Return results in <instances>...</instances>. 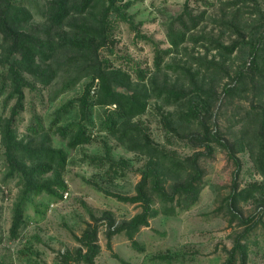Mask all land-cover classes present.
<instances>
[{
  "label": "rangeland",
  "instance_id": "1",
  "mask_svg": "<svg viewBox=\"0 0 264 264\" xmlns=\"http://www.w3.org/2000/svg\"><path fill=\"white\" fill-rule=\"evenodd\" d=\"M52 1L0 0V10L9 3L10 8L26 9L32 18L21 29L57 43L61 29L51 28L48 19ZM126 1L131 3L129 8H121L113 15V44L97 53L71 48L58 51L49 60L57 73L49 85L25 75L26 105L16 122L18 139L24 140L32 150L47 145L67 152L64 169L55 165L37 178L40 182L54 183L60 177L67 189H58V196L47 192L32 195L25 211L26 225L15 239L10 228L22 185L19 178L8 175L2 143L4 120L15 103L5 61L12 42L0 33V75L3 76L0 82V264H66L64 256L77 254L81 248L79 238L90 224L99 227L101 252L97 264H224L235 242L249 227L253 230L247 238H242L249 248L248 264H264V226L258 223L264 222V193H257L247 202L240 201L237 209L231 207L230 199L236 186L238 191L244 190L262 182V178L248 151L238 153L242 171L236 177L234 163L217 143H211L213 156L201 160L206 169L205 188L196 205L175 216L159 214L151 219L150 226L135 235L142 249L135 248L123 232L112 236V249L108 248L109 231L117 230L142 210L139 205L122 202L109 194H136V185L149 159L140 147L145 143L144 134L149 136L153 148L185 159L205 151L194 140L202 137L201 124L183 117L190 105L188 99L204 101L211 110L212 116L208 117L211 130L231 142L244 135L248 137L252 131H248L251 113L264 106L260 102L264 93L263 65L256 70L250 66L254 47L259 50L260 63L264 62V0H191L192 15L200 16V23L187 33L178 48L172 47L169 33L180 30L177 18L183 13L186 0ZM102 4L99 2L88 14L92 22L98 18ZM221 44L238 47L229 54L220 48ZM165 50L172 51L165 55L158 70L155 57ZM103 64L130 72L135 82L148 90L151 99L147 112L121 123L117 135H113L103 123L111 108L93 106L89 125L93 141L70 149L68 139L58 129L79 122V104L76 102L67 111L62 108L83 95L93 79L88 74ZM124 66L146 71L145 83L138 82L137 75ZM79 76L81 80L72 89L60 93L69 81ZM96 88L94 96L97 81ZM226 88L232 92H226ZM134 89L141 90L138 86ZM117 90L127 92L119 87ZM169 91H184L187 97L171 103L174 100L167 101ZM246 129L248 134L244 132ZM35 130H39L38 134ZM23 160L30 166L43 161L28 155ZM180 181L171 175L167 187ZM66 192L69 197L64 200L60 196ZM159 207L156 203L155 208ZM236 264H241L239 254Z\"/></svg>",
  "mask_w": 264,
  "mask_h": 264
},
{
  "label": "trees",
  "instance_id": "2",
  "mask_svg": "<svg viewBox=\"0 0 264 264\" xmlns=\"http://www.w3.org/2000/svg\"><path fill=\"white\" fill-rule=\"evenodd\" d=\"M102 1V7L98 18L92 22L88 14L97 8ZM190 1L186 0L183 13L177 18L180 24V30L173 29L169 33V40L173 48H178L186 39L187 33L198 27L200 16L192 15ZM130 2L126 0H53L50 3L49 22L51 28L61 29L58 34V42L54 40H44L34 33H27L21 29L24 23L31 20L32 15L26 9L18 6L10 8V3L0 10V33L8 42H12L11 51L7 62L9 78L12 84L11 96L15 100L11 108V113L4 120L2 129V143L5 148V158L9 168L10 177L19 178L22 185L21 194L14 206L13 220L10 228L12 238H18L21 230L26 225L25 211L32 195H41L44 192L58 196V189L66 190L65 184L60 181V177L55 178L54 183L40 182L39 176L48 173L56 165L59 169H64L67 163V152L64 149H56L52 146L44 145L40 150H32L29 144L24 140L18 139L16 122L20 114L25 110L26 95L25 75L29 74L43 85H49L56 78V71L49 63V60L58 51L69 48L80 50L87 53H97L100 49L109 44H113L115 22L113 15L121 8L127 9ZM119 15V14H118ZM124 17V16H123ZM68 28V30L66 29ZM238 45L225 46L220 48L227 50L229 54L235 52ZM172 50L158 52L155 57V66L158 70L162 68L165 55ZM16 55V58L12 59ZM264 61V59H263ZM263 65L259 61V50L254 47V57L250 62L251 69H258ZM137 75V81L144 84L147 80V73L140 68L133 66H124ZM92 82L85 87L83 95L78 100H71L65 104L62 110H68L76 102L79 104L80 120L77 124L69 128H59L58 133L68 139V147L76 149L81 145L90 144L93 141L89 125L91 110L93 106H103L111 108L109 114L104 120V125L108 131L117 135L120 126L137 117L145 115L148 109L151 94L146 88L135 82L132 74L122 68H109L106 64L95 66L92 72ZM192 80L197 81L191 76ZM3 76L0 75V82ZM81 77L69 81L60 91L64 93L72 89ZM98 90L94 96L96 88ZM198 83V82H197ZM196 83V84H197ZM138 86L141 90H136ZM117 87L127 92L117 90ZM226 92H232L231 88H226ZM167 92V91H165ZM167 101L177 103L187 97L184 91L172 93L169 91ZM260 102L264 103V93L260 97ZM190 104L183 117L189 121L197 120L201 124L203 131L202 137L194 138L204 146V152H196L193 156L180 159L172 157L165 152L153 148L149 136L144 134L145 143L140 146L142 151L149 156L145 170L142 173L140 182L136 185V194L133 196H123L119 194H109L118 200L132 205H139L141 212L134 216L130 221L124 222L115 231L108 233V248L111 250V239L113 235L125 233L135 248L142 249L135 239V235L144 227L150 226V220L156 218L159 214L175 216L182 211L190 210L196 205L205 188L206 169L201 164L202 158L211 157L214 154L211 143H217L223 147L228 158L235 165V175L238 177L242 171V165L239 152L248 151L254 162L257 173L261 176L262 182L251 184L244 190H239L236 186L231 199V207L237 209L240 201L247 202L254 198L257 193H264V106L251 113L248 131V137L242 136L233 142L226 140L223 135L211 130L208 117H211V110L208 109L204 101L188 99ZM122 123V124H121ZM39 130H35L38 134ZM127 134L123 136L126 138ZM28 155L32 159H41L40 164L29 165L23 159ZM47 160V161H46ZM45 161V162H44ZM171 175H176L180 182H174L167 187ZM56 186V187H54ZM61 198L63 196H60ZM160 205L155 208V204ZM248 223V221H244ZM264 226L261 220L258 222ZM256 224V226L258 225ZM114 224L112 223L111 226ZM253 230L249 227L245 234L240 237L230 250V257L224 264H236V256L239 254L241 264H248L249 248L242 242V238H247ZM99 227L89 225L79 238L81 248L77 254H66L64 261L66 264L74 261L77 263L97 264L96 258L101 252L99 244ZM116 257H118L116 255ZM168 258V256L166 257Z\"/></svg>",
  "mask_w": 264,
  "mask_h": 264
},
{
  "label": "built area",
  "instance_id": "3",
  "mask_svg": "<svg viewBox=\"0 0 264 264\" xmlns=\"http://www.w3.org/2000/svg\"><path fill=\"white\" fill-rule=\"evenodd\" d=\"M68 197H69V193L68 192H66L65 194H63V199L64 200L68 199ZM51 207L53 208V207H55V205L52 204Z\"/></svg>",
  "mask_w": 264,
  "mask_h": 264
}]
</instances>
